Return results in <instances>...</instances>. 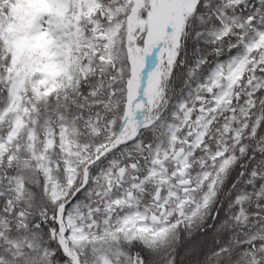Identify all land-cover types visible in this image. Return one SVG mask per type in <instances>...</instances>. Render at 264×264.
<instances>
[{"label":"snow or ice","instance_id":"snow-or-ice-1","mask_svg":"<svg viewBox=\"0 0 264 264\" xmlns=\"http://www.w3.org/2000/svg\"><path fill=\"white\" fill-rule=\"evenodd\" d=\"M0 264H264V0H0Z\"/></svg>","mask_w":264,"mask_h":264}]
</instances>
